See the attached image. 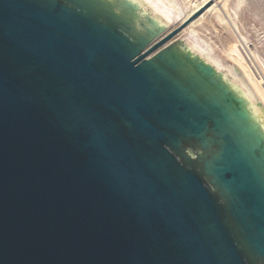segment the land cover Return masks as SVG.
I'll list each match as a JSON object with an SVG mask.
<instances>
[{
    "label": "water",
    "instance_id": "water-1",
    "mask_svg": "<svg viewBox=\"0 0 264 264\" xmlns=\"http://www.w3.org/2000/svg\"><path fill=\"white\" fill-rule=\"evenodd\" d=\"M213 1L0 0V264H264V102L178 38Z\"/></svg>",
    "mask_w": 264,
    "mask_h": 264
},
{
    "label": "rangeland",
    "instance_id": "rangeland-1",
    "mask_svg": "<svg viewBox=\"0 0 264 264\" xmlns=\"http://www.w3.org/2000/svg\"><path fill=\"white\" fill-rule=\"evenodd\" d=\"M174 1L180 5L184 20L193 8L190 1L200 3L203 0ZM244 1L250 8L242 15L243 0H215L183 29L191 27L190 31L211 42L224 58L228 52L241 60L264 92V40L257 38L259 30L264 32V17L253 15V11L264 13V0Z\"/></svg>",
    "mask_w": 264,
    "mask_h": 264
},
{
    "label": "bare ground",
    "instance_id": "bare-ground-1",
    "mask_svg": "<svg viewBox=\"0 0 264 264\" xmlns=\"http://www.w3.org/2000/svg\"><path fill=\"white\" fill-rule=\"evenodd\" d=\"M211 0H203L200 3H194V1H190V3L193 5L192 11L189 12L188 16L186 17V19L180 21V23H176L174 25H172L173 27H179L182 26L184 23H186L191 17H193L198 11H200L205 5H207ZM177 4V3H176ZM243 4L244 7L241 9L242 10V15L244 14L245 10H248L250 8L249 4L243 0ZM178 7L181 9L180 5L177 4ZM207 8V7H206ZM182 11V9H181ZM263 11L259 10L258 12L253 11V15L254 17H264V13ZM264 19V18H263ZM187 25V24H186ZM185 25V26H186ZM171 26V27H172ZM190 28L188 27L186 29H183L182 32L180 33V35L178 36V38H181L184 34H187L190 32ZM192 29V28H191ZM264 31V29H262ZM257 38L259 41H263L264 40V32H260V30L257 32ZM226 58L229 59L230 61H232L233 63H235L241 70L242 72L245 74V76L247 77V79L249 80V82L251 83V85L253 86V88L255 89V91L257 92V94L259 95V97L262 99V101L264 102V92L261 90V88L259 87V85L257 84V82L253 79L252 75L250 74L249 70L247 69V67L245 66V64L239 60L238 58H236L235 56L231 55L228 52H225Z\"/></svg>",
    "mask_w": 264,
    "mask_h": 264
}]
</instances>
